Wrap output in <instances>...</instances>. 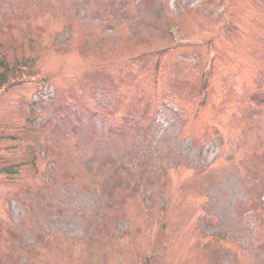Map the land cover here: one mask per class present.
Masks as SVG:
<instances>
[{"label":"rangeland","instance_id":"1","mask_svg":"<svg viewBox=\"0 0 264 264\" xmlns=\"http://www.w3.org/2000/svg\"><path fill=\"white\" fill-rule=\"evenodd\" d=\"M0 39L39 71L0 93V264H264V0H0Z\"/></svg>","mask_w":264,"mask_h":264},{"label":"trees","instance_id":"2","mask_svg":"<svg viewBox=\"0 0 264 264\" xmlns=\"http://www.w3.org/2000/svg\"><path fill=\"white\" fill-rule=\"evenodd\" d=\"M165 32H167L166 29ZM7 43L8 42H3L2 39H0V93L8 89L9 87H14V85H17L19 83L18 72H24L26 68L27 71H30L29 73L32 74L39 72L35 68V65L37 64V56H35L34 54L26 55V53L22 50V44H9V47L11 46L13 49L18 50H16L15 52H7L4 50L7 47ZM209 73L210 68H203V70L199 74L201 81L199 80L200 88H198V90H200L204 94V96L206 95L208 86L207 83L209 82ZM30 76L35 77L34 75ZM21 164H23V162L3 164L0 167V173L4 172L9 175L17 174Z\"/></svg>","mask_w":264,"mask_h":264}]
</instances>
